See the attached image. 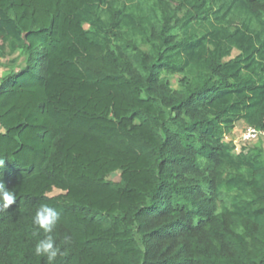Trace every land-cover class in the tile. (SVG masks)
I'll return each instance as SVG.
<instances>
[{
  "label": "trees",
  "instance_id": "obj_1",
  "mask_svg": "<svg viewBox=\"0 0 264 264\" xmlns=\"http://www.w3.org/2000/svg\"><path fill=\"white\" fill-rule=\"evenodd\" d=\"M0 65V264H264V0H0Z\"/></svg>",
  "mask_w": 264,
  "mask_h": 264
},
{
  "label": "clouds",
  "instance_id": "obj_2",
  "mask_svg": "<svg viewBox=\"0 0 264 264\" xmlns=\"http://www.w3.org/2000/svg\"><path fill=\"white\" fill-rule=\"evenodd\" d=\"M3 159H0V168L4 165ZM3 173L0 172V208L7 210L10 205L16 201L15 193L8 190L2 180ZM60 218V214L48 205H42L35 213L33 223L44 233L53 232ZM34 253L37 257H46L47 264H53L55 258L60 253L58 247L51 235H46L44 239L39 240L34 246Z\"/></svg>",
  "mask_w": 264,
  "mask_h": 264
},
{
  "label": "rangeland",
  "instance_id": "obj_3",
  "mask_svg": "<svg viewBox=\"0 0 264 264\" xmlns=\"http://www.w3.org/2000/svg\"><path fill=\"white\" fill-rule=\"evenodd\" d=\"M11 59L13 58L10 57ZM9 58V59H10ZM10 59V60H11ZM8 59H4L3 62H6ZM22 63V61H20ZM19 64V63H17ZM10 68L8 66H4V65H0V75H2L4 72L9 71ZM173 81H175V78H173ZM248 128V125L244 122L238 123V125L236 126V128L230 133L228 134L225 139L226 140H230L232 143H234L236 145V151L239 152L242 150L243 147H250L252 146L255 142L259 141V140H263L264 142V137L260 136L257 140L245 143L241 140V136L242 133ZM114 179L118 180L120 179V174L117 173L113 176ZM62 191L55 189L54 192L52 194H58L61 193Z\"/></svg>",
  "mask_w": 264,
  "mask_h": 264
},
{
  "label": "built area",
  "instance_id": "obj_4",
  "mask_svg": "<svg viewBox=\"0 0 264 264\" xmlns=\"http://www.w3.org/2000/svg\"><path fill=\"white\" fill-rule=\"evenodd\" d=\"M260 136L264 137V130L250 126L242 133L241 140L248 143L257 140Z\"/></svg>",
  "mask_w": 264,
  "mask_h": 264
},
{
  "label": "crops",
  "instance_id": "obj_5",
  "mask_svg": "<svg viewBox=\"0 0 264 264\" xmlns=\"http://www.w3.org/2000/svg\"><path fill=\"white\" fill-rule=\"evenodd\" d=\"M241 123V122H240Z\"/></svg>",
  "mask_w": 264,
  "mask_h": 264
}]
</instances>
